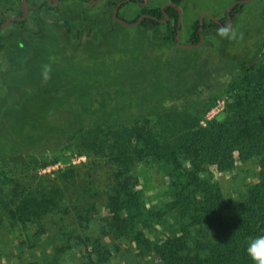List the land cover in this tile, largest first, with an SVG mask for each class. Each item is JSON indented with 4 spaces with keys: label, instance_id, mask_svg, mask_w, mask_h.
<instances>
[{
    "label": "rangeland",
    "instance_id": "1",
    "mask_svg": "<svg viewBox=\"0 0 264 264\" xmlns=\"http://www.w3.org/2000/svg\"><path fill=\"white\" fill-rule=\"evenodd\" d=\"M42 1L28 0L30 13L24 28L13 25L10 30L15 32L14 36L0 40V196L7 195L10 200L18 187L31 192L39 187L45 189L56 185L65 191L64 200L60 212L46 218L45 229L38 231H42L40 235L45 233L37 238L35 227L12 226L8 213L0 204V264H31L35 261L40 264H158L131 243L115 240L117 249L108 245L106 204L114 186L116 167L107 157L92 153L81 140L70 142L64 136L75 132V109L92 111L105 106L113 88L99 79L82 81L70 77L69 73H74L75 69L99 75L86 66H111L112 71H119L120 64L127 63L128 67L138 64L142 68L133 67L134 73L152 74L157 78L161 75L159 86L169 84L168 88L178 93L180 107L171 109L169 117L201 111L207 93H211L220 99L206 117L221 119L226 103L232 99L227 92L228 86L235 80L233 78L244 76L237 70L238 62L252 64L263 54L264 0H255L238 13L229 31V37L235 34L234 39L222 37L212 28L205 33L204 44L191 49L167 40L163 28L151 31L140 26L125 27L116 21L111 23L114 6L108 3L121 0H101L95 4L90 0L84 4L64 0L56 9L59 19L47 10V16L37 25L32 12L34 15L39 13L38 5ZM166 3L182 9L179 43L184 44L194 21L204 13L219 19L224 17L234 0H149L146 7H162ZM140 6L139 2L130 3L120 14L133 19ZM21 7L24 11L22 2ZM19 10L17 6L10 13L7 7H0V22L18 14ZM28 33L32 34L30 38H27ZM20 43L29 44L36 50L23 66L18 56L29 53L23 52ZM263 59L262 55L255 62L257 69L264 64ZM45 66L50 67L47 79ZM34 87L39 91H33ZM126 105L129 107L130 102ZM108 112L115 115L114 111ZM163 113L148 111L141 118H147L158 130V123L165 122L168 117ZM98 133H101L98 127L89 129L86 141ZM80 150L89 155L78 156ZM53 160L58 162L44 169L39 167ZM6 162L8 166L3 168ZM70 164L77 165L76 178L59 183L53 172ZM135 168L133 173L140 176L137 188H143L158 210V206L167 200V181L155 174L154 167L149 170L143 166ZM258 174L255 161H248L238 163L233 172H216V178L224 194L236 199L258 181ZM6 176L9 177L7 183ZM151 227L161 235L168 228L155 220L151 221ZM97 242L100 243L97 245ZM102 245L110 255L100 260L93 248ZM62 247L66 249L64 252L59 251Z\"/></svg>",
    "mask_w": 264,
    "mask_h": 264
},
{
    "label": "trees",
    "instance_id": "2",
    "mask_svg": "<svg viewBox=\"0 0 264 264\" xmlns=\"http://www.w3.org/2000/svg\"><path fill=\"white\" fill-rule=\"evenodd\" d=\"M77 1L87 3L86 0ZM139 1L129 0L122 4L118 10L119 17L136 23L141 16L148 14L150 17H145L140 27L151 31L163 28L166 39L175 41L179 12L173 6H167L165 11L162 7L140 6L133 19L120 14L126 5ZM21 2L0 0V7L5 6L13 13L19 6L18 15L21 16ZM117 4L108 3L111 7ZM45 5L50 6L47 0H43L38 7ZM241 7L242 4L232 9L233 17ZM166 14L169 19L160 21L166 19ZM32 15L40 24V13L34 15L32 12ZM26 23L18 21L14 24L24 26ZM211 25L218 26L207 19L204 33L212 29ZM199 28L200 19H197L189 27L188 42L200 41ZM262 53L264 56V50ZM133 67L142 68L138 64ZM133 67L124 63L120 64L119 71H112L111 66L98 68L88 65L86 69L99 72V75L75 69L74 73H69L70 77L82 81L99 79L113 88L108 91L105 106L92 111L75 109V132L64 136L70 142L81 140L92 153L107 157L116 167L114 186L106 204L109 247L117 249L115 240L131 243L141 249L145 257H153L158 264H253L246 253L248 242L251 238L264 235V64L257 69L246 62H238L239 71L244 76L233 78L235 80L228 86L227 92L232 99L226 103L221 119L206 117L220 99L211 93H207L201 111L169 117L171 109L178 110L180 107L178 93L168 88L169 84L159 86L161 75L158 78L147 73L139 75L134 73ZM130 70L132 73L128 75ZM33 91H39L38 87H34ZM186 95L184 91L183 96ZM126 102H130L129 107ZM155 110L164 111L165 117L168 116L166 124L163 121L158 123V130L147 118H141L142 114ZM110 114L115 118L109 117ZM94 127H98L101 133L87 142L86 133ZM77 155L89 154L80 150ZM248 161L257 164L258 181L249 185L240 197H227L217 181L216 172H233L238 163ZM57 162H45L39 167L44 169ZM6 166L8 162L3 168ZM138 166L146 170L154 167L155 174L167 181V200L161 207L158 206V210L144 194L143 188H137L140 176L136 177L133 172ZM76 168L77 165L70 164L53 174L59 183L69 182L76 178ZM5 178L7 183L9 177ZM64 193L56 185L45 189L39 187L31 192H24L18 187L10 200L7 195L0 196V204L8 213L12 226L35 227L37 238L42 232L38 231L45 229L46 218L60 212ZM152 220L161 226H168L163 235L153 230ZM65 250L62 247L59 251ZM107 250L103 245L93 248L100 260L110 255ZM31 264L40 263L35 261Z\"/></svg>",
    "mask_w": 264,
    "mask_h": 264
},
{
    "label": "flooded vegetation",
    "instance_id": "3",
    "mask_svg": "<svg viewBox=\"0 0 264 264\" xmlns=\"http://www.w3.org/2000/svg\"><path fill=\"white\" fill-rule=\"evenodd\" d=\"M48 1V0H47ZM64 0H58V1H56V0H51V2H49V4H50V6H48V5H45L43 8L42 7H38V12L40 13V15L38 16V18H40V19H43V18H45L47 15H45V13H46V11L47 10H49V13H51L54 17H56V19H59L60 17L58 16V14L56 13V9H57V7L61 4V2H63ZM87 2H89V0H86ZM139 1V0H138ZM245 0H234V2H239L236 6H238V5H240V4H242L243 5V7L244 6H247V5H252L253 3H254V1L255 0H251L250 2H244ZM140 2V1H139ZM143 2H144V0H143ZM143 2H140L139 4L141 5V6H143L142 5V3ZM119 3V2H118ZM167 4V3H166ZM29 5V4H28ZM165 5V4H164ZM175 5V4H174ZM168 6H170V5H168ZM235 6V7H236ZM143 7H145V6H143ZM243 7H241L238 11H237V13L235 14V16L233 17V14H232V10H231V22H229V20H228V14H227V10H226V14H225V16L224 17H222V18H217V17H215L216 19H218V21L219 22H216V21H214L218 26H212V28L213 29H220V28H222V27H224V26H228V28H229V31H231L232 30V28H233V22L234 21H236V18H237V16H238V13L239 12H241L242 11V9H243ZM114 9V8H113ZM166 9V8H165ZM163 11H165V10H163ZM29 13H30V7H29ZM23 14H24V11L22 12V15L21 16H23ZM21 16H19L18 14H15L14 13V15H10V16H8V18L7 19H5L3 22H0V40H7L8 38H10V37H12V36H14V34H15V32L11 29L10 30V27L11 26H19V27H21V28H24V27H22L21 25H19V24H14L15 22H18V20H13V21H11L8 25H5L6 24V22L10 19V18H19V17H21ZM262 16L264 17V4H263V7H262ZM29 19V14H28V17H27V19L26 20H24V22L25 21H27ZM207 19H210V18H208V17H206L205 19H204V23H203V25L201 26L200 25V28H199V30H200V34H201V27L203 28V33H204V25H205V23H206V20ZM225 19H226V21H225ZM161 20V19H160ZM168 20V19H167ZM212 20V19H211ZM114 21H116L115 19H114V17H113V13H112V17H111V23L112 22H114ZM117 22V21H116ZM36 24L37 25H39V23L38 22H36ZM178 26H179V24H178ZM21 28H19V29H21ZM22 30V29H21ZM21 30H19V31H21ZM178 30H180V33H181V27H180V29H178ZM32 36V34H29L28 33V36H27V38H30ZM204 40H205V33H204ZM176 41V40H175ZM187 43H184L183 45H188V44H194V45H196V44H198V43H200L201 42V35H200V41L198 42V43H190V42H188L189 41V35H188V38H187ZM176 43H177V41H176ZM204 44V42L202 43V45ZM177 45H178V43H177ZM202 45H200V46H198V47H194V48H199V47H201ZM20 48L23 50V52H28L29 54H31L32 56H30L29 54H27V53H21L19 56H18V61H19V63H21L22 65L21 66H23V63L25 62L26 63V65L28 64V62H29V60L33 57V55L35 54V48L33 47V46H30L29 44L27 45V44H24V43H20ZM262 55L260 54V55H258L257 56V58H256V60H255V62L257 61V60H259L260 59V57H261ZM255 62H253L252 64H249V65H252V66H254L255 65ZM238 70V72H240L239 71V68L237 69ZM241 73V72H240Z\"/></svg>",
    "mask_w": 264,
    "mask_h": 264
},
{
    "label": "water",
    "instance_id": "4",
    "mask_svg": "<svg viewBox=\"0 0 264 264\" xmlns=\"http://www.w3.org/2000/svg\"><path fill=\"white\" fill-rule=\"evenodd\" d=\"M49 2H51V0H48ZM58 1V0H56ZM101 0H90V2L92 4H95L97 2H99ZM126 1H129V0H123L121 2H119L115 7H114V10H113V17L114 19L119 22L121 25L125 26V27H138L140 26L142 20L145 18V17H150V15L146 14V15H143L140 17V19L136 22V23H129L123 19H121L118 15V10L120 8V6L122 4H124ZM251 0H245L244 2H250ZM149 0H144V2L142 3L143 6H147ZM239 2H234L233 4H231L229 6V8L227 9V14H228V20L229 22H231V10L238 4ZM170 5V6H173L175 7V9L179 12V29H180V25H181V17H182V9L177 6V5H174L173 3H167L165 5L162 6V10H165V8ZM22 6H23V9H24V14L23 16L19 17V18H10L5 25H8L11 21L13 20H18V21H24L27 19L28 17V14H29V5H28V0H22ZM208 17L216 22H219L218 19H216L214 16H212L211 14L209 13H204L201 18H200V25L202 26L203 23H204V19ZM154 19H156V17H153ZM167 19H169V16L166 14V19H161L160 21L162 22H166ZM179 40H180V30H178V33H177V36H176V41L177 43L179 44L180 47H185V48H194V47H198L200 45H202V43L204 42V33H203V28L201 27V42L194 45V44H188V45H183V44H180L179 43Z\"/></svg>",
    "mask_w": 264,
    "mask_h": 264
},
{
    "label": "clouds",
    "instance_id": "5",
    "mask_svg": "<svg viewBox=\"0 0 264 264\" xmlns=\"http://www.w3.org/2000/svg\"><path fill=\"white\" fill-rule=\"evenodd\" d=\"M218 35L222 37H229V28L228 26H224L218 29ZM234 39L235 34L233 33L231 37ZM50 71L49 66L44 67V76L45 79L48 78V73ZM246 253L253 261V264H264V235H259L254 238H251L248 242V246L246 248Z\"/></svg>",
    "mask_w": 264,
    "mask_h": 264
}]
</instances>
